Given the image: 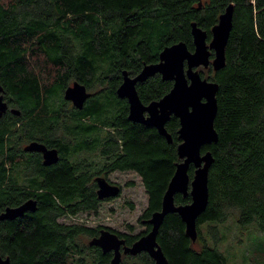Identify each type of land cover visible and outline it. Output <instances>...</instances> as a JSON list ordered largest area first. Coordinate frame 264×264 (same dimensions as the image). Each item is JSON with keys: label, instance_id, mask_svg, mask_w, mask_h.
<instances>
[{"label": "trees", "instance_id": "1", "mask_svg": "<svg viewBox=\"0 0 264 264\" xmlns=\"http://www.w3.org/2000/svg\"><path fill=\"white\" fill-rule=\"evenodd\" d=\"M230 3L225 66L205 73L198 69L219 88L213 123L218 141L201 150H209L214 161L196 241L202 240L201 225L217 226L232 214L241 227L264 233V0H0V83L6 101L19 111L18 116L7 112L0 118V182L15 180L7 166H26L13 162L21 139L46 131L45 143L63 153L56 163L31 172L30 189L4 186L3 204L15 205L26 196L39 201L28 219L29 232H3L14 239L4 237L0 255H9L11 264L110 262L112 252L88 244L100 226L58 222L61 216L96 212L101 202L96 185L74 172L84 163L69 161L68 151L98 153L111 171H135L147 195L141 215L145 229L134 235L108 229L126 245L150 230L146 220L160 210L179 161V120L172 116L165 124L171 143L155 128L128 121L126 102L115 94L122 71L136 75L144 64L157 62L164 47L179 41L193 50V21L209 40L212 26ZM73 81L92 92L81 110L68 107L62 97ZM171 87L172 81L155 74L136 90L148 104ZM193 170L190 166V178ZM174 202L189 203L190 196L175 194ZM208 226L210 233L217 232L216 226ZM157 242L168 264H227L216 245L195 248L176 213L165 216ZM120 264H153V259L146 252L123 254Z\"/></svg>", "mask_w": 264, "mask_h": 264}, {"label": "water", "instance_id": "2", "mask_svg": "<svg viewBox=\"0 0 264 264\" xmlns=\"http://www.w3.org/2000/svg\"><path fill=\"white\" fill-rule=\"evenodd\" d=\"M232 17L233 4L230 3L212 26L209 40L207 32L193 21L190 24L193 50H189L183 41H179L164 47L159 53L158 61L144 64L135 76L131 77L126 70L122 71V81L116 89V95L127 99L130 121L154 127L167 143H171L172 138L167 133L165 124L171 116L178 118L177 133L180 142L176 152L179 161L175 163L174 172L162 196L160 210L153 212L146 220L150 225L148 232L131 245H126L124 239L107 229H102L98 236L89 240V246L98 247L103 253L112 252L108 264H120L123 254L134 256L141 252H146L153 259V264H168L157 242V235L169 213L178 214L185 225L186 235L193 242L196 240V222L208 204V173L214 161L209 150L203 153L201 150L203 146L218 141V133L213 123L219 88L217 82L202 77L198 67L218 71L225 66V47L232 29ZM155 74H159L162 80L172 81V87L160 99L143 104L136 85ZM3 93L4 88L0 83V118L7 111ZM91 95L86 86L78 81L67 85L62 92L63 99L71 102L76 109H82ZM11 112L19 114L14 108ZM24 149L42 153L44 165L54 164L59 159L55 148H47L41 143H29ZM190 166L194 168L192 178L188 175ZM96 183L99 200L114 198L120 194V187L110 184L103 177H97ZM178 193L182 196L189 195L190 202L175 204L174 196ZM36 209V201L29 199L17 207H7L0 214V220H11L22 216L26 211L35 212ZM0 264H11L9 257H0Z\"/></svg>", "mask_w": 264, "mask_h": 264}, {"label": "rangeland", "instance_id": "3", "mask_svg": "<svg viewBox=\"0 0 264 264\" xmlns=\"http://www.w3.org/2000/svg\"><path fill=\"white\" fill-rule=\"evenodd\" d=\"M198 69L202 73L206 72L202 67ZM108 178L120 184L121 191L118 196L101 201L96 212L86 211L72 216H61L58 222L109 227L132 235L142 232L145 227L141 222V215L147 206V195L140 176L131 171H114ZM209 224L216 226V223L200 226L202 240L197 242L198 237L196 238L193 242L195 248H199L202 243L216 245L227 264H264V233L251 227H241L236 223L234 214L225 222L217 224V232H211L212 234L209 232ZM88 240L89 238L84 239L86 243Z\"/></svg>", "mask_w": 264, "mask_h": 264}, {"label": "flooded vegetation", "instance_id": "4", "mask_svg": "<svg viewBox=\"0 0 264 264\" xmlns=\"http://www.w3.org/2000/svg\"><path fill=\"white\" fill-rule=\"evenodd\" d=\"M129 75L131 77L135 76V75H131V74H129ZM88 91L92 94V92L90 90H88ZM115 94H116V91H115ZM5 95H6V93H5V90H4L3 100L7 103V111L5 112V113H7V112H11V109H13V108L6 101ZM116 97L119 98L117 95H116ZM119 99L125 100L126 105H127V120L130 121L128 119V101H127L126 98H119ZM87 100H86V102H87ZM66 102H67V104H70L74 109H76L71 104V102H69V101H66ZM86 102H85V104H86ZM85 104H84V106H85ZM76 110H81V109H76ZM18 115L19 114H17L16 116H18ZM145 115H147V113H145ZM130 122H132V121H130ZM132 123H137V124L144 125V124L138 123V122H132ZM29 129H32V126ZM45 134H46V131L45 132L42 131V132H39L38 135L35 134V136H33V137L32 136L31 137L29 136L30 138L27 137V139H21L20 140V142H19L20 145L18 147H19V150L21 149L22 152L20 151V153L18 154V156L15 157V159H14L13 162H19L20 164L22 162H26V166H20V167H15L14 166L12 168H11V166H7L8 170H12V172L15 174V175H13V178H15V180H13V181L0 182V197H1V194H2L1 191H3V189H5L4 186H6V185H8L10 187H14L17 190H19V189H24V190L30 189L31 188V172H33L34 170H38L39 166H49V165H44L43 164V156H42V153L37 152V151H26L24 149L25 146L28 145L29 143L37 142V143H41V144L45 145L47 148H55L57 150V152H58V158H59L58 161L63 158V155H62L63 153L60 152L57 147L48 146L45 143ZM70 154H72V151H71V153H70V151H68L65 154V155H68L67 157H68V160L69 161H71V162L74 161V162L80 163V164L81 163H84V166L83 167H80V166L77 167L76 166V168L74 169V172H75L76 176H80V174L81 175L85 174L84 177L87 176L89 178L90 185L92 183H94L96 185L95 194H96V190H97V183H96V178L97 177H103L110 184H116V185H118L120 187V191H121L120 184H118L116 182H113V181H111L108 178V175L109 174H111L114 171H118V170L111 171V170L107 169L106 165L109 164V163H107V160L103 161V158L102 157L100 158V156L97 155L98 153L96 154L95 152H91V151L88 152L86 150H78V151H75L72 155H70ZM65 159H67V158H65ZM33 160H34V163H36V164H39L40 163V164L39 165H34L32 163ZM131 172L136 173L135 171H131ZM42 183H43V181L41 180L40 181V184H42ZM96 196H97V194H96ZM29 199H33V200L36 201V205H37V209H38V201H39L38 198L35 197V196H26L23 199H21L15 205H7L5 203L3 204V203L0 202V214L2 212H4V210L7 207H17V206L21 205L22 203H24L25 201H27ZM109 199H112V198L103 199V200H109ZM103 200H101V201H103ZM32 213H34V212L26 211L22 216L16 217L14 219H11V220L10 219H1L0 220V246L2 244L1 241L4 240V237L6 235H9V234L3 235V232H29V229L31 228V221L28 220V219L30 218V216H31L30 214H32ZM108 228L109 227L106 228V227L100 226L99 232L102 229L109 230ZM9 236L11 237V241H13V239H14L13 236H11V235H9ZM0 257L1 258L9 257V259H10V256L9 255H4V256L0 255ZM10 263H11V259H10Z\"/></svg>", "mask_w": 264, "mask_h": 264}]
</instances>
